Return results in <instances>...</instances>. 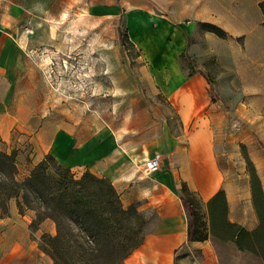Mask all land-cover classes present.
Returning <instances> with one entry per match:
<instances>
[{
	"label": "crops",
	"instance_id": "crops-1",
	"mask_svg": "<svg viewBox=\"0 0 264 264\" xmlns=\"http://www.w3.org/2000/svg\"><path fill=\"white\" fill-rule=\"evenodd\" d=\"M261 1L189 0L188 30L177 27L174 42L164 40L160 58L164 66L158 71V82L177 115L176 121L166 120L157 128L133 129L139 134L130 133L127 125L110 126L79 141L69 129L59 128L50 132L43 149L35 142L33 165L46 153L54 152L63 164L81 165L111 179L123 193L126 205L141 201L143 209L152 210L151 227L124 264H264L259 256L240 250L232 241L218 242L211 235L204 240H189V217L181 198L182 183L186 182L201 200L209 226L207 202L223 189L231 222L248 230L259 224L246 158L238 152L239 162H234L229 146L244 145L264 190V39L258 37L264 33L253 31L248 21L251 10L262 12ZM8 17L5 13L0 16V136L5 144L11 142L9 128L18 121L28 127L32 108L26 89L33 76L27 42L20 27ZM263 20L262 12L257 24L264 28ZM203 22L219 25L227 36L202 28ZM244 33L248 34L243 44L228 42H232L231 53L246 54L254 61L246 67L240 62L229 64L225 69L230 76L221 75L211 82L204 67L208 57L199 52L200 47L210 41L206 47L213 52L211 43L216 42L224 52L225 40ZM187 52L191 58L188 61ZM226 95L251 97L244 105L239 104L244 126L238 128L236 137L232 133L223 136L221 130ZM221 143L228 148L220 153L217 145ZM156 153L162 156L161 166L149 172L145 162ZM34 217L33 210L21 213L15 198L10 199L6 213L0 206V264H53L33 236L30 223ZM46 223L40 224V231Z\"/></svg>",
	"mask_w": 264,
	"mask_h": 264
},
{
	"label": "rangeland",
	"instance_id": "rangeland-1",
	"mask_svg": "<svg viewBox=\"0 0 264 264\" xmlns=\"http://www.w3.org/2000/svg\"><path fill=\"white\" fill-rule=\"evenodd\" d=\"M188 5L189 0H0V16L7 14L27 42L33 73L26 89L32 108L28 127L20 126L18 121L9 128L11 142L5 144L0 139L1 150H17L18 178H25L34 167L35 142L43 149L50 132L59 128L69 129L79 141L109 130L110 126L127 125L130 133H138L133 129L157 128L166 120H177L158 82V71L164 66L160 63L164 40L173 43L177 27L188 30ZM261 17V11H250L248 21L256 33H264L257 24ZM120 31H126V42ZM247 34L225 40L224 52L219 51L220 44L216 42L211 43L213 52L206 47L210 41L200 47L199 52L208 57L204 67L211 82L221 75L230 76L225 69L229 64L240 62L246 67L254 61L246 54L231 53L232 42L228 43L243 44ZM258 37L264 39V35ZM186 55L185 60H190V52ZM249 98L223 97V136L232 133L236 137L238 128L244 126L238 108ZM39 133L42 135L37 136ZM217 148L221 153L228 145L221 143ZM229 149L236 163L240 159L238 152L243 156L247 153L242 144ZM48 153L59 161L54 152ZM70 167L78 177L89 170L81 165ZM119 193L125 206L134 203L143 213L147 231L152 224V210L143 209L141 201L126 205L123 193ZM46 220L42 231L40 225L33 231L39 245L42 234L56 233L55 222Z\"/></svg>",
	"mask_w": 264,
	"mask_h": 264
},
{
	"label": "trees",
	"instance_id": "trees-1",
	"mask_svg": "<svg viewBox=\"0 0 264 264\" xmlns=\"http://www.w3.org/2000/svg\"><path fill=\"white\" fill-rule=\"evenodd\" d=\"M260 7L264 14V0ZM201 26L220 37L227 36V31L217 24L203 22ZM120 33L126 42V31ZM244 156L251 176L258 226L248 230L228 219L223 189L207 202L208 226L199 204L201 200L183 182L181 198L189 217L188 238L204 240L211 235L232 241L240 250L252 252L264 262V190L253 162L246 152ZM17 175V150L0 149V206L6 213L10 199L15 198L21 213L33 210L32 231L46 219L55 222L56 233L42 234L39 245L51 256L53 264H124L143 241L146 234L143 213L134 203L124 205L108 177L89 170L78 177L52 153L45 154L25 178Z\"/></svg>",
	"mask_w": 264,
	"mask_h": 264
},
{
	"label": "built area",
	"instance_id": "built-area-1",
	"mask_svg": "<svg viewBox=\"0 0 264 264\" xmlns=\"http://www.w3.org/2000/svg\"><path fill=\"white\" fill-rule=\"evenodd\" d=\"M235 126L238 127V124L235 123ZM162 163V156L160 153H156L153 157L149 158L145 162V169L149 172L157 171Z\"/></svg>",
	"mask_w": 264,
	"mask_h": 264
},
{
	"label": "bare ground",
	"instance_id": "bare-ground-1",
	"mask_svg": "<svg viewBox=\"0 0 264 264\" xmlns=\"http://www.w3.org/2000/svg\"><path fill=\"white\" fill-rule=\"evenodd\" d=\"M196 132V131H195Z\"/></svg>",
	"mask_w": 264,
	"mask_h": 264
}]
</instances>
